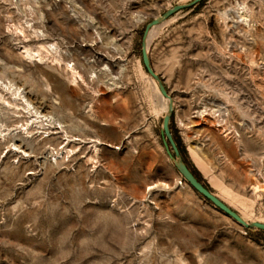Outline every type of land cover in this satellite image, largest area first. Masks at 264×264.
<instances>
[{
	"label": "rangeland",
	"instance_id": "1",
	"mask_svg": "<svg viewBox=\"0 0 264 264\" xmlns=\"http://www.w3.org/2000/svg\"><path fill=\"white\" fill-rule=\"evenodd\" d=\"M194 1L0 0V264H264L160 134L170 112L181 160L264 223V0Z\"/></svg>",
	"mask_w": 264,
	"mask_h": 264
},
{
	"label": "water",
	"instance_id": "2",
	"mask_svg": "<svg viewBox=\"0 0 264 264\" xmlns=\"http://www.w3.org/2000/svg\"><path fill=\"white\" fill-rule=\"evenodd\" d=\"M204 0H195L192 5H196ZM187 6L184 5H178L174 7L171 10H168L163 18H167L171 16L173 13L177 11H181L186 9ZM161 19H154L144 29L143 33V42L141 45V62L143 67L145 68L146 72L150 75V77L158 83V89L163 98L168 99L167 92L165 90V87L160 82L159 77L154 72V70L151 67L149 56L147 53L146 48V37L148 35V32L151 28L157 26L160 23ZM170 112L165 114L162 120V126H161V138L163 146L171 160L174 161V166L178 173L181 175V177L186 181V183L202 198L207 200L212 206L220 210L222 213H224L226 216L237 222L239 225L244 227L248 230H258L264 232V223L260 222H246L243 218H241L233 209H231L228 205H226L223 201H221L213 192H211L205 185H203L201 182L198 181V179L194 176L192 171L189 169L187 164L181 160L180 152L177 148V145L173 139V136L170 131Z\"/></svg>",
	"mask_w": 264,
	"mask_h": 264
},
{
	"label": "bare ground",
	"instance_id": "3",
	"mask_svg": "<svg viewBox=\"0 0 264 264\" xmlns=\"http://www.w3.org/2000/svg\"><path fill=\"white\" fill-rule=\"evenodd\" d=\"M149 37V36H148ZM150 37H151V35H150ZM51 51H55L56 52V46L54 45V44H51V45H48V48H46V52L47 53H50ZM25 54H26V57L27 58H34V57H39V59H41V57L39 56V52L38 51H36V52H31V51H28V50H26L25 52H24ZM65 68H66V70L69 72V74H70V77L71 78H69L71 81H70V83H76V81H78V77H80V75L79 74H77V72L72 68V66H70V64L68 65V64H66V66H65ZM81 78V77H80ZM74 85V84H73ZM8 89V91H11L10 90V88H7ZM12 92V95L13 96H15L16 94H17V90H15V91H11ZM8 103H10V102H8ZM12 105H15V103H11ZM21 105V104H20ZM15 107V106H14ZM2 122L3 123H5L6 121H5V119L4 120H2ZM220 122V121H219ZM24 125V124H23ZM28 128V127H27ZM15 139V137H12V138H10L9 139V141H7V144L10 142V141H13Z\"/></svg>",
	"mask_w": 264,
	"mask_h": 264
},
{
	"label": "trees",
	"instance_id": "4",
	"mask_svg": "<svg viewBox=\"0 0 264 264\" xmlns=\"http://www.w3.org/2000/svg\"><path fill=\"white\" fill-rule=\"evenodd\" d=\"M202 2H203V1H202ZM202 2H200L199 4H201ZM174 141H175V143H176V145H177V148H178L180 154L182 155V149H180V147H179V145H178L176 139H174ZM186 164H187V163H186ZM187 166H188L189 169L192 171V173L194 174V176L198 179V181L201 182L203 185H205V186L210 190V188H209V187L205 184V182L202 180V178H201L199 172H198L197 170L193 169L192 167H190L188 164H187ZM210 191H211V190H210Z\"/></svg>",
	"mask_w": 264,
	"mask_h": 264
}]
</instances>
